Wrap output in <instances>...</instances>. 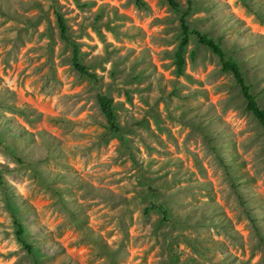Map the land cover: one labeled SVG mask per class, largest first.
Here are the masks:
<instances>
[{
  "label": "rangeland",
  "instance_id": "374dc122",
  "mask_svg": "<svg viewBox=\"0 0 264 264\" xmlns=\"http://www.w3.org/2000/svg\"><path fill=\"white\" fill-rule=\"evenodd\" d=\"M143 1L0 0V264H264V126L195 35L177 65L192 6L264 108V0Z\"/></svg>",
  "mask_w": 264,
  "mask_h": 264
},
{
  "label": "trees",
  "instance_id": "16d2710c",
  "mask_svg": "<svg viewBox=\"0 0 264 264\" xmlns=\"http://www.w3.org/2000/svg\"><path fill=\"white\" fill-rule=\"evenodd\" d=\"M170 5L177 9L180 10L179 7V2L177 0H168ZM138 5L140 6H145V2L143 0H137ZM190 7L189 10L181 11L182 12V17H181V28H182V34L183 38L181 40L179 50L177 52V65L179 69H182L186 63L185 59V51L186 48L190 42V38L192 35H195L198 39V42L202 44L203 46L208 47L211 49L215 54H217L222 62V67L224 70L231 72L236 79V82L240 86L241 92L244 96V98L247 101V109L252 112V114L261 122V124L264 126V108L261 106L258 95L255 94L252 91V86L248 82L247 77L239 64L238 61L234 60L233 58H228L226 51L224 50L223 46L221 45L220 42H218L214 37H211L209 34L203 32L200 29L197 28H192V26L189 23L188 16L191 12ZM57 17H58V23L60 26V31L62 37L70 43L74 47V61L76 68L83 74L86 75L92 79L97 80V74L91 72L87 66L83 65L79 61V46L78 44L71 38L69 34V27L66 18L64 15L57 11ZM98 102L100 104L101 110L104 113L108 126L110 130L117 134L122 133V128L120 126L119 120H118V114L115 108V101L114 98L109 96L108 94H105L103 92L98 93ZM236 189L239 190V188L236 187ZM240 200L242 201V205L245 208L246 213L248 214L251 223L253 227L260 232V220L263 219V217H260L259 214L255 211V207H252L249 202L245 199L243 194L238 191ZM263 207H264V201H262ZM156 206V205H155ZM164 215L167 216L168 211L164 205H159L158 207ZM148 210H151L149 208ZM222 213H224V210L221 208ZM16 224L18 226V235L20 238H22V235L25 232V226L22 222L19 221V219L16 217ZM226 225L228 227H233L232 221L228 218L225 219ZM24 242V245L29 249L33 250V246L29 245L27 241L22 239Z\"/></svg>",
  "mask_w": 264,
  "mask_h": 264
}]
</instances>
